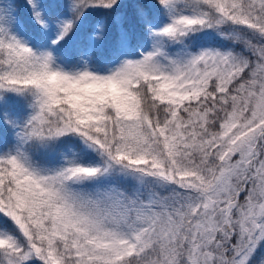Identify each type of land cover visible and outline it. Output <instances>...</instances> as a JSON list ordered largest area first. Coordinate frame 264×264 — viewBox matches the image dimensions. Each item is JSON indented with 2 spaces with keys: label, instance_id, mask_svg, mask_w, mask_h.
<instances>
[{
  "label": "snow or ice",
  "instance_id": "6c2138e0",
  "mask_svg": "<svg viewBox=\"0 0 264 264\" xmlns=\"http://www.w3.org/2000/svg\"><path fill=\"white\" fill-rule=\"evenodd\" d=\"M0 264H264V0H0Z\"/></svg>",
  "mask_w": 264,
  "mask_h": 264
}]
</instances>
